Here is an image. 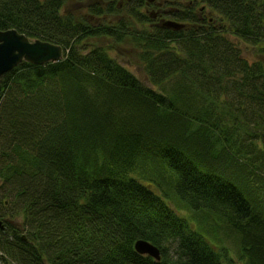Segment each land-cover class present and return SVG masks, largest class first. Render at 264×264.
Masks as SVG:
<instances>
[{"label": "trees", "instance_id": "trees-1", "mask_svg": "<svg viewBox=\"0 0 264 264\" xmlns=\"http://www.w3.org/2000/svg\"><path fill=\"white\" fill-rule=\"evenodd\" d=\"M9 29L65 55L0 79V264H264V0H0Z\"/></svg>", "mask_w": 264, "mask_h": 264}, {"label": "water", "instance_id": "water-1", "mask_svg": "<svg viewBox=\"0 0 264 264\" xmlns=\"http://www.w3.org/2000/svg\"><path fill=\"white\" fill-rule=\"evenodd\" d=\"M164 26L180 30L185 25L167 21ZM63 58L64 49L57 44L41 39L32 40L16 29L0 31V79L23 62L42 66L59 62ZM135 251L157 261L161 259L160 250L145 240L135 243Z\"/></svg>", "mask_w": 264, "mask_h": 264}, {"label": "rangeland", "instance_id": "rangeland-1", "mask_svg": "<svg viewBox=\"0 0 264 264\" xmlns=\"http://www.w3.org/2000/svg\"><path fill=\"white\" fill-rule=\"evenodd\" d=\"M208 11V15H209ZM231 40L236 41L234 38ZM96 44L99 46H104V48L110 49V55H112L122 66L127 68L132 74H134L140 81H142L145 85L152 89V86L147 78V75L144 70V65L139 60L136 51H134L128 44L116 46L115 43L102 39L100 41H96ZM237 43V41H236ZM241 47L244 56L250 61L253 62L257 59L256 55L253 53L250 47L245 46L244 43H238Z\"/></svg>", "mask_w": 264, "mask_h": 264}]
</instances>
